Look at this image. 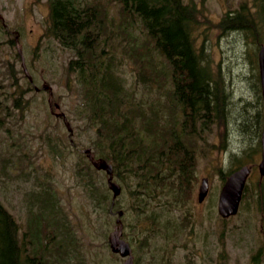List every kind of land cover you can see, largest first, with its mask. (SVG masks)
Segmentation results:
<instances>
[{"label":"rangeland","instance_id":"1","mask_svg":"<svg viewBox=\"0 0 264 264\" xmlns=\"http://www.w3.org/2000/svg\"><path fill=\"white\" fill-rule=\"evenodd\" d=\"M82 1H99L105 7L107 23L114 33L110 40L118 70L126 84L136 87L137 95L142 96V84L136 82L139 66L131 57L132 40L138 44L145 36L141 23L133 15L132 25L123 24L118 0ZM183 1L198 9L192 36L202 59L211 68L212 78L220 81L219 87L223 86L221 91L225 95H230L229 105L225 107L229 115L224 112L226 122L216 118L207 131L194 137L191 145L197 179L185 204L170 211L188 215L189 224L176 236L170 233L168 241L155 236L144 247H137L143 230L138 221L132 222V212L124 213V238L132 248L133 264H264V179L257 169L258 121L253 132L241 131L238 123L241 108L250 115L262 113L255 85L254 47L257 48L255 36L264 37V24L255 17L253 34L249 29L221 24L224 15L242 10L243 4L251 10L253 0ZM48 12V0H0L3 20H0V98L6 104L0 109V200L19 223V236L25 235L24 247L29 255L36 250L28 249L31 232L39 235L34 239L37 248L47 247V261L41 264H78L67 254L60 259L61 263H52L53 256L57 258L53 247L60 237L64 238L63 243L59 240L56 244L61 243L65 250L74 251L76 242L78 258L84 260L79 264L121 263L123 257L111 252L108 242L117 214L102 211L93 203L84 177L77 172L78 164L87 158V154L82 155V149L94 151L91 141L94 131L76 114L81 92L67 68L74 54L46 32ZM16 38L31 80L22 70ZM44 84L51 87L52 101L58 105L53 106L54 113L65 114L70 123L71 142L62 117L49 112L48 92L41 88ZM15 98L22 107L13 105ZM243 163L251 167L243 189V206L236 214L222 219L216 208L220 187L231 169L237 170ZM92 174L93 181L100 185L106 182L104 171L96 170ZM203 176L208 178V191L200 204L196 195ZM48 186L54 189L59 202L56 204L59 211H53L55 205L51 208L55 217L51 220L52 215L48 212L44 215L37 206ZM125 198L124 192L118 196L122 209ZM61 215L73 228L71 243L57 223ZM57 233L59 238L54 242L51 237ZM28 261L35 264L31 259Z\"/></svg>","mask_w":264,"mask_h":264},{"label":"trees","instance_id":"2","mask_svg":"<svg viewBox=\"0 0 264 264\" xmlns=\"http://www.w3.org/2000/svg\"><path fill=\"white\" fill-rule=\"evenodd\" d=\"M118 1L120 21L132 25L136 18L145 34L138 44L132 40L131 54L139 66L136 82L142 84V96L137 95L136 87L126 84L118 70L110 40L114 33L99 1L51 0L48 31L74 53L67 68L81 92L76 114L93 128L94 156L110 162L114 177L122 184L127 197L123 210L127 215L132 212L138 222L153 223L158 213L173 205L169 199L186 201L191 196L197 179L195 155L187 143L192 141L185 136L197 132L199 120L202 129L219 118L226 122L224 112L229 115L225 107L230 95L221 91L223 86L219 87L220 81L212 78L210 66L196 48L192 36L198 20L196 6L183 0ZM245 5L242 10L224 15L221 24L249 29L253 34L255 17L264 24V0H253L252 11ZM255 85L262 108L257 72ZM18 98L13 105L22 107ZM2 101L0 98V109L6 106ZM256 113L250 115L241 108V131L253 132L258 121L257 133L260 132L262 113ZM94 171L87 158L78 164L77 172L84 177L93 203L102 211L121 208L119 199L112 203L105 182L100 185L93 181ZM44 190L46 194L37 204L41 212L49 203L51 207L58 203L52 187ZM154 206L158 208L150 209ZM18 228L16 218L0 200V264H28V259H35L32 262L36 264L46 263L43 252L33 250L37 247L27 239L28 249L33 250L29 255L24 247L25 235L20 238ZM63 229L67 240L74 236L71 226ZM150 230L145 229L137 247L148 243L146 233ZM157 230L158 227L151 236Z\"/></svg>","mask_w":264,"mask_h":264},{"label":"water","instance_id":"3","mask_svg":"<svg viewBox=\"0 0 264 264\" xmlns=\"http://www.w3.org/2000/svg\"><path fill=\"white\" fill-rule=\"evenodd\" d=\"M258 60V71H259V79H260V88H261V96L263 102V125L261 131V160L258 164L259 171L262 175H264V44H262L258 50L257 55ZM50 100V97H49ZM65 120V123L68 128H70L69 123ZM89 156L92 164L97 167L104 169L107 172V185L112 190L113 197H115L119 191L120 186L112 179V166L103 158L95 159L89 149H84ZM248 167L242 166L239 169L233 171L230 175L227 176L221 190L219 193V202H218V211L222 216H228L237 211L239 200L241 197L242 188L244 185V181L246 176L248 175ZM207 191V178H202V183L199 187L198 196L201 200ZM121 214V211H119ZM118 223L114 230H112L108 235V241L110 243V247L113 251L119 252L122 256H124V260L121 264H132L133 263V255L131 253V248L129 244L123 240L121 235L122 224L120 219L116 220Z\"/></svg>","mask_w":264,"mask_h":264},{"label":"flooded vegetation","instance_id":"4","mask_svg":"<svg viewBox=\"0 0 264 264\" xmlns=\"http://www.w3.org/2000/svg\"><path fill=\"white\" fill-rule=\"evenodd\" d=\"M181 229H183V228H177V229L175 230V235H177V232L181 231Z\"/></svg>","mask_w":264,"mask_h":264}]
</instances>
